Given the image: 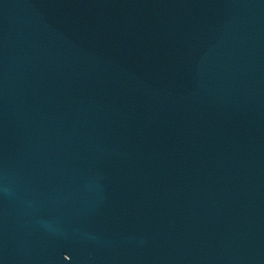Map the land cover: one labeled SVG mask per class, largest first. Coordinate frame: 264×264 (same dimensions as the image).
<instances>
[{
  "label": "water",
  "instance_id": "water-1",
  "mask_svg": "<svg viewBox=\"0 0 264 264\" xmlns=\"http://www.w3.org/2000/svg\"><path fill=\"white\" fill-rule=\"evenodd\" d=\"M0 264H264V0H0Z\"/></svg>",
  "mask_w": 264,
  "mask_h": 264
}]
</instances>
